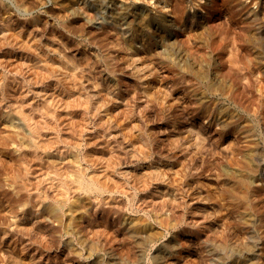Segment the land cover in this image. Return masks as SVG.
I'll return each mask as SVG.
<instances>
[{"label":"rangeland","instance_id":"rangeland-1","mask_svg":"<svg viewBox=\"0 0 264 264\" xmlns=\"http://www.w3.org/2000/svg\"><path fill=\"white\" fill-rule=\"evenodd\" d=\"M122 1L155 13L164 9L171 18V40L186 52L185 62L197 67L198 58L209 51L193 38V28L172 13L171 0L156 5V0ZM242 1L257 10L260 0ZM198 3L187 0L188 10L229 32L232 45L252 21H238L233 32L224 11L213 19L205 0ZM97 4L0 0V264H221L219 257L230 253H222L223 246L236 257H227L226 264H248L253 247L256 264H264L261 16L259 35L252 36L257 46L246 49L260 60L240 70L255 87L218 73L228 69L224 59L230 42L224 56L214 52L203 73L204 85L221 84L218 91H202L207 103L232 109L223 131L207 114H196L187 83L172 85L177 74L169 68L170 56L163 55V61L157 52L146 57L144 46L135 43L137 60L126 59L117 27L106 22V11ZM156 45L153 41L150 48ZM104 52L109 53L105 59ZM62 61L79 67L84 99H77L62 77ZM139 69L144 77L134 74ZM113 83L117 99H110L117 105L100 92ZM94 100L106 103L104 114H98ZM119 117L130 133H142L147 142H135L127 129L117 126ZM242 159L253 170L252 235L240 226L246 215L230 191ZM55 170H83V189L93 183L97 190L85 193L69 174L56 179L53 190L46 181L54 180Z\"/></svg>","mask_w":264,"mask_h":264},{"label":"bare ground","instance_id":"bare-ground-1","mask_svg":"<svg viewBox=\"0 0 264 264\" xmlns=\"http://www.w3.org/2000/svg\"><path fill=\"white\" fill-rule=\"evenodd\" d=\"M160 1L161 0H156L155 5L157 2L159 3ZM171 1H172L171 11L175 16H177L180 23L183 24L186 28H193V35H192L193 38L198 43L202 44V46L205 44L209 48L208 49L209 51L204 53L203 58H201V56L198 58V66L197 67H194V65L188 61L185 62L184 60H182L183 58H185L184 56H186V52L183 55L182 53H184V52L181 53V51L175 46L177 43L179 44V42L176 41L177 43H175L174 40H171L172 39L171 38L172 33L170 32L171 18L164 15V12H163L164 9L161 11L159 10L157 13H155L156 11L154 12L153 9L145 8L143 6H138L135 3L129 4V3H126L122 0H119V1L98 0L97 9H99V11L105 10L106 15H107L106 16V22L108 24H111V25L117 27V29L120 33V36H121V37H119L118 40H121L120 44L121 43L124 44V47H123V49H125L124 52L128 53V54L125 53L127 55L126 59L133 60V58L138 54L136 49H135V43H140L142 46H144L143 53H145L146 57H148V56L151 57V56L155 55L154 52H157L161 56V60L163 61V58H162L163 55L170 56V59L172 60L170 62L173 64L170 63L171 65H169V68L171 70L175 71V74H177L174 81H172L173 82L172 85L177 86L180 82L187 83L189 85V87L191 88V91L194 93L193 95L196 99V108L198 109L196 114H207V116H209V118H210L209 119L210 123L218 125L221 128V130L224 131L227 127V124L229 125L230 120L232 119V112H231L232 109L230 107H224L222 104H219V103H217V104L214 103V106H210V104L207 103L208 100L204 99L205 95L202 94V91H211V92L212 91H218V89L221 88V84H211L208 86L204 85V83H205L204 74L207 73V67L209 65H211L210 63L213 59L214 52H216L217 54H222L224 56V53H225L224 49H226L225 46H228V43L230 42L229 45L232 49L230 50V47L228 46L230 51L228 50V52H227L228 55H226V57H225L226 59H224V62L228 63V69L226 70L224 68V70H226V71H223V69H222L218 73L224 79L229 78V77H235L234 78L235 81H240V79H242V78L246 79L247 83L245 84V86L247 88L255 87V83L253 82L251 77L246 72L244 74H241L240 70L247 71L248 70L247 66H248L249 62H251V60H254L257 62H259V60H260L259 54L252 53L246 49H248L251 45L254 47L257 46L256 43H258V41L253 39L252 36H253V33L259 35L258 34L259 26H256V25L259 24V22L257 20L259 19L260 16H261L260 17L261 20L264 22V1H262V0L258 1V9L256 10V9H253L248 4H246L245 2H243L242 0H205V2L208 4L209 8L211 9V11H213V13L215 15V16H213V19L218 15L219 12L224 11L226 13V15L228 17L227 22H226L227 23L226 24L227 29L229 28V30H231V31L235 30V26H237L238 21H244V19L252 18L251 23H247L249 25L247 26L245 33L240 31L239 36H238V33L236 34L237 36L235 38V42L233 41L235 44H233V45L231 44V40L229 41V38H230V36L228 35L229 32L218 30L213 24H211V22L209 20L204 18L202 13L195 11V10L193 12H190L187 8V0H171ZM200 1L201 0H198V2H199L198 5L200 4ZM164 8H165V6H164ZM156 17H158V19ZM254 20H256V21H254ZM212 23H213V20H212ZM148 25H149V29H148V31H146V28H148ZM189 37H190V34H189ZM256 37H257V39H259V36H256ZM153 41L157 42V45L155 46V48L151 49L150 43L151 42L153 43ZM181 50H183V49H181ZM170 51H172V52L169 53ZM108 52L107 53L104 52L103 57L101 56V58L105 59L109 55ZM110 55H111V53H110ZM173 55H177V57H173ZM123 56H124V54H123ZM136 58H138V56L135 57V59ZM123 59H125V58H123ZM167 59H168V57H167ZM140 60L141 59H139V61ZM61 65H63V66L61 67L60 72H62V68L64 66L66 67V68L64 67L65 73H62L63 76L62 75L61 76L65 77L64 80L68 81V84L71 86L72 94L77 99H79L81 97H83V99H84L83 93H82L81 88H80V83L82 81V77L77 76V73L80 71L79 67L78 66L75 67L73 65H66L64 61L61 62ZM127 66H129V65H127ZM130 66H131V64H130ZM109 72H110V70H109ZM109 72H108V74H109ZM112 72H113V68H112ZM199 72L201 73V75H199ZM135 73L136 74L138 73L137 75H139L140 77H144L143 76L144 74H142V73L140 74V69L137 72H134V74ZM104 78H105V75H104ZM146 79H147V76L145 77V80ZM115 84H117V83H115ZM135 84H136V82H135ZM135 84H133V86ZM111 85H112L111 87H107V88L105 87L103 89L100 88V89H102L100 92L103 91L102 93L104 95H106L107 97L110 96L108 99H110L111 97H112V99L115 97H116L115 99H117V96H115V93H113L112 90L115 91L118 88L117 87H116L117 89L112 88L114 83ZM135 86H134V88H135ZM114 87H115V85H114ZM161 87H163V86H161ZM230 99H231V97H230ZM103 100H104V98H103ZM105 100H106V98H105ZM118 100H119V98H118ZM79 101L81 102V100H79ZM111 101H109V102H111ZM87 102H89V101H86V103ZM94 102H95V100H94ZM109 102H108V104H109ZM95 103H94V105H95ZM98 103L100 104L101 102H98V100H97L96 104H98ZM103 103L104 102H102L101 104H103ZM91 104L89 102V105H91ZM99 104H98V106L96 105L97 106L96 111L97 112L100 111V114H102L101 111L104 110L106 103H104L102 106H99ZM112 104L117 105L118 103L113 102ZM109 105H111V103ZM119 105H120V103H119ZM96 106H94V107H96ZM120 108H118V109H120ZM110 111H112V110H110ZM112 112L114 113V110ZM98 114H99V112H98ZM103 114H104V111H103ZM119 114L121 115V113H119ZM119 118H118V123L116 121V123L118 125L117 124L116 125L122 129L128 130L129 128L126 125H123L122 122L120 121L121 118L120 119ZM101 120H103V119H101ZM131 128L136 129V127H131ZM137 128H139V127H137ZM130 130H132V129H130ZM128 132H129V130H128ZM130 132H129V134L133 133V132L132 133H130ZM138 132H140V131H138ZM135 133L136 132H134V134H132V136L130 135L132 138H134V141L135 140L138 141L139 139L142 138V137L140 138V136H143L142 133H139V134H135ZM144 138H146V137H144ZM144 138H142V142L139 140V143H143L146 140ZM145 142H147V140ZM139 146L141 147L142 144H139ZM139 146H138V148H139ZM144 146L146 147V145H144ZM144 146H142L143 149H144ZM142 148H139V149L141 150ZM139 149H138V151H140ZM237 163L238 164L236 166H238L241 169V173L234 177L233 184H235V185L233 186L232 189H230V191L233 194V196L237 199L238 207L241 211V214L246 215V216L242 217L241 222H240V226L242 225L244 228L247 229L248 234L252 235V233L254 231L253 230L254 226H253L252 222L255 223V220H254L252 214H255V212H254V208H253V206L249 200V190H250L249 187H250L251 182H252L253 170L244 159L238 161ZM82 171L81 170H73V171L57 170L55 172L56 176L54 177L55 181L54 180L46 181V183L49 185L50 188H52L53 190H56L57 180L58 179L61 180L60 176H63L64 174H69L72 177L73 182H75L80 189L84 190L85 193L90 194V193L95 192L97 189H96V187H94L95 184H93V183H86L87 187L83 189V182L85 181L84 177H85L86 173L84 174V172H82ZM48 176H49V174H48ZM61 184L64 185L63 183H61ZM59 192H61V191H57V193L55 191V194L58 195ZM261 226H262V224H261ZM127 227H126V229L130 232L131 231L130 228L129 227L127 228ZM227 247L228 246H226V247L223 246L222 247L223 249H220L221 251H223L222 253H224L225 249L228 250V252H230V253H226V251H225V254L219 257L221 264H226L225 259L227 257H232V250L229 247H228L229 248L228 249ZM256 251H257V249H254V247H253L251 253L249 254L248 259H246L248 264H256V262L258 261L256 259V257H257ZM233 257H232L233 259H236L235 256H233ZM241 261H244V260H241Z\"/></svg>","mask_w":264,"mask_h":264}]
</instances>
